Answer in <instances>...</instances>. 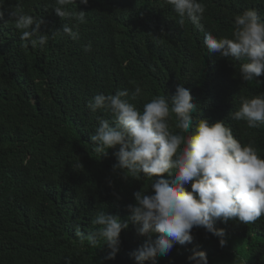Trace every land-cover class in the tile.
Wrapping results in <instances>:
<instances>
[{
  "label": "trees",
  "instance_id": "16d2710c",
  "mask_svg": "<svg viewBox=\"0 0 264 264\" xmlns=\"http://www.w3.org/2000/svg\"><path fill=\"white\" fill-rule=\"evenodd\" d=\"M205 4L199 31L163 0H89L77 11L86 12L79 40L57 30L65 21L53 12L54 0H3L0 21V264H134L131 255L143 242L135 226L120 233L119 251L98 242H81L97 225L100 212L127 219L133 193L147 188V178L136 180L113 173L116 148L105 154L93 150L90 136L98 118L87 103L98 93L129 92L139 85L144 103L158 95L171 96L177 83L189 89L197 103L194 120L223 119L241 144L251 143L264 158V124L249 128L231 119L240 96L264 95V75L244 82L231 57L207 53L205 32L231 37L234 17L254 8L264 20V0H201ZM20 7L42 17L43 47H22L20 30L8 12ZM91 43L92 50L84 51ZM125 99H129L125 97ZM174 123V118H173ZM111 181V184L109 183ZM151 192V189H149ZM225 245L203 228H193V241L176 244L155 264H189L193 251H204L208 264H264V215L254 223L217 222ZM145 264H152L145 261Z\"/></svg>",
  "mask_w": 264,
  "mask_h": 264
},
{
  "label": "clouds",
  "instance_id": "9594fccd",
  "mask_svg": "<svg viewBox=\"0 0 264 264\" xmlns=\"http://www.w3.org/2000/svg\"><path fill=\"white\" fill-rule=\"evenodd\" d=\"M178 15L183 26L188 21L204 31L201 20L206 6L201 0H163ZM3 0H0L2 5ZM77 0H54L53 12L65 21L57 30L72 40H79V25L86 23V12L69 8ZM87 5L89 0H79ZM14 26L20 30L22 47H43L49 35L42 34V17H34L17 7L8 12ZM5 12L0 7V21ZM231 37L216 38L205 32L203 43L207 53L218 54L245 62L239 65L240 79L257 80L264 75V20L254 8L234 17ZM92 50L91 43L84 51ZM139 85L134 90H117L115 94L98 93L88 101L87 108L95 113L106 110L110 118H98L95 133L90 136L93 150L105 154L116 148L113 173L123 178L143 180L147 188L133 193L127 219L118 215L98 213L93 223L98 227L85 235L77 230L81 242L85 239L96 247L103 241L109 249L106 259H114L119 251L120 233L131 222L136 234L144 237L131 255L134 264H155L158 256L167 255L176 245L193 241V228H203L226 243L224 230L214 227L217 222L236 220L254 223L264 215V158L251 144H241L234 138L223 119L194 120L197 103L184 84L177 83L169 97L158 95L144 103L143 110L135 101L141 95ZM128 97L129 99H125ZM239 108L230 114L235 121L246 122L249 128L264 124V95L240 96ZM174 118V123H173ZM111 184V181H109ZM151 189V192H149ZM189 264H208L204 251H193Z\"/></svg>",
  "mask_w": 264,
  "mask_h": 264
}]
</instances>
